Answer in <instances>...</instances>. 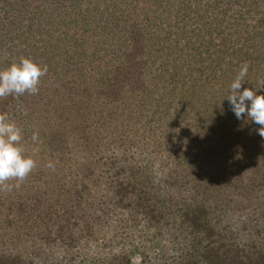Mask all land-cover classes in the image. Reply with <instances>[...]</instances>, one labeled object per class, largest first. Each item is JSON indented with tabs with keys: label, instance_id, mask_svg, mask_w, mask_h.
Instances as JSON below:
<instances>
[{
	"label": "trees",
	"instance_id": "trees-1",
	"mask_svg": "<svg viewBox=\"0 0 264 264\" xmlns=\"http://www.w3.org/2000/svg\"><path fill=\"white\" fill-rule=\"evenodd\" d=\"M21 57L47 72L0 98L36 162L0 264H264V138L227 100L264 81V0H0Z\"/></svg>",
	"mask_w": 264,
	"mask_h": 264
},
{
	"label": "clouds",
	"instance_id": "clouds-1",
	"mask_svg": "<svg viewBox=\"0 0 264 264\" xmlns=\"http://www.w3.org/2000/svg\"><path fill=\"white\" fill-rule=\"evenodd\" d=\"M247 71L248 65L243 64L229 86L227 100L236 119L259 125L256 131L264 138V94H257L260 88H264V81H261L258 89L245 87L241 90ZM46 72V66H41L31 58L21 57L13 61L7 68L0 70V98L37 94L40 78ZM22 139V129L7 113H0V188L19 187V183L7 185L6 182L10 179L22 182L36 166L35 160L24 154ZM32 139L36 141L38 134L34 132Z\"/></svg>",
	"mask_w": 264,
	"mask_h": 264
}]
</instances>
